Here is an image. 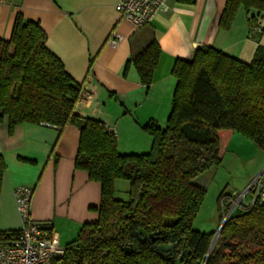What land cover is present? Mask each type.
Segmentation results:
<instances>
[{
	"label": "trees",
	"instance_id": "trees-1",
	"mask_svg": "<svg viewBox=\"0 0 264 264\" xmlns=\"http://www.w3.org/2000/svg\"><path fill=\"white\" fill-rule=\"evenodd\" d=\"M241 5L255 10L251 24L264 11L262 0H226L222 28L231 26ZM46 37L38 21L17 13L10 38H0V122L7 119L9 132L25 122L76 126L75 166L101 185L97 221L83 224L52 264H179L184 249L186 264H264V248L247 250L251 242H264V205L233 211L212 245L215 233L192 227L206 195L194 179L221 161L218 131L237 132L264 151V46L257 45L249 62L207 45L188 60L176 59L165 126L147 121L142 129L151 137L150 149L120 153L102 121L75 113L84 87L47 48ZM159 55L152 38L126 61L123 73L132 65L139 76V97L148 93ZM5 168L0 155V187ZM118 179L128 181L126 200L115 196ZM224 191L217 198L220 221ZM17 232L0 230V244ZM171 245L170 255L158 251Z\"/></svg>",
	"mask_w": 264,
	"mask_h": 264
},
{
	"label": "crops",
	"instance_id": "crops-1",
	"mask_svg": "<svg viewBox=\"0 0 264 264\" xmlns=\"http://www.w3.org/2000/svg\"><path fill=\"white\" fill-rule=\"evenodd\" d=\"M117 2L0 0V38H10L17 13L38 21L47 48L88 95L75 106V113L115 127L120 153L150 149L151 137L142 129L147 121L165 126L176 59L188 60L196 47L207 45L249 62L257 45L264 46V11L257 32L249 20L254 9L247 11L241 5L231 26L222 28L219 21L226 0H167V7L149 24L136 27L121 17ZM112 32L122 37L116 45L108 42ZM152 38L160 55L148 93L139 97L136 69L130 65L123 71L129 57ZM79 137V129L71 124L25 122L9 132L7 119L0 122V155L6 165L0 187V230L21 226L13 196L17 185L33 189L32 217L43 233L50 229V238L60 247L74 239L83 224L97 221L101 185L75 166Z\"/></svg>",
	"mask_w": 264,
	"mask_h": 264
},
{
	"label": "built area",
	"instance_id": "built-area-1",
	"mask_svg": "<svg viewBox=\"0 0 264 264\" xmlns=\"http://www.w3.org/2000/svg\"><path fill=\"white\" fill-rule=\"evenodd\" d=\"M167 0H118L115 5L121 17L136 27L149 24L156 13L167 7ZM264 1V0H262ZM257 32L261 31L259 17L252 23ZM121 35L112 32L108 42L116 45ZM88 98L86 91L76 105ZM75 105V106H76ZM106 130L116 136L117 130L105 124ZM33 189L25 185H17L13 189L15 207L21 220V226L14 239L0 244V264H52L55 258L61 257L64 247L56 245L53 240L40 230L31 214ZM255 203L264 205V168L252 178L247 187L238 195L225 190L220 198V207L224 210L217 233L229 215L236 209L253 206Z\"/></svg>",
	"mask_w": 264,
	"mask_h": 264
},
{
	"label": "rangeland",
	"instance_id": "rangeland-1",
	"mask_svg": "<svg viewBox=\"0 0 264 264\" xmlns=\"http://www.w3.org/2000/svg\"><path fill=\"white\" fill-rule=\"evenodd\" d=\"M218 136L220 164L210 167L194 179L195 183L205 188L206 195L192 222V227L197 231L213 234L217 233L221 222L217 202L219 193L227 190L234 195L240 194L260 169L264 168V151L252 140L231 130H219ZM259 165L262 167L256 172ZM254 172L256 173L252 176ZM115 183L116 198L126 200L128 198V181L118 179ZM218 236L219 233L215 236L214 241H217ZM258 248H264V242H251L248 244L247 250L251 252Z\"/></svg>",
	"mask_w": 264,
	"mask_h": 264
},
{
	"label": "water",
	"instance_id": "water-1",
	"mask_svg": "<svg viewBox=\"0 0 264 264\" xmlns=\"http://www.w3.org/2000/svg\"><path fill=\"white\" fill-rule=\"evenodd\" d=\"M139 234H141V232H139ZM146 238V235H144L143 233H142V236H141V239H145ZM214 239H215V234H214V236H213V238H212V243H211V245L213 244V241H214ZM125 250L128 252L129 251V248H125ZM173 250H174V246H169V247H163V246H158V251L159 252H165V253H167L168 255H170V254H172L173 253ZM187 259H188V251H187V249H184V251H183V253H182V257H180V262H179V264H186V262H187Z\"/></svg>",
	"mask_w": 264,
	"mask_h": 264
}]
</instances>
